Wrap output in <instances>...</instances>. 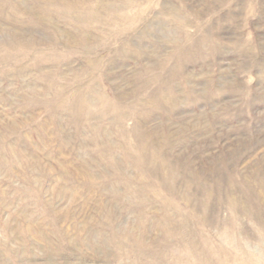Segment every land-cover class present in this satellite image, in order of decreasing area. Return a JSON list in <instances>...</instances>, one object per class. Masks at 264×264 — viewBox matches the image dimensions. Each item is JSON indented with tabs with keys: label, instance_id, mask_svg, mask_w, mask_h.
<instances>
[{
	"label": "rangeland",
	"instance_id": "374dc122",
	"mask_svg": "<svg viewBox=\"0 0 264 264\" xmlns=\"http://www.w3.org/2000/svg\"><path fill=\"white\" fill-rule=\"evenodd\" d=\"M0 264H264V0H0Z\"/></svg>",
	"mask_w": 264,
	"mask_h": 264
}]
</instances>
